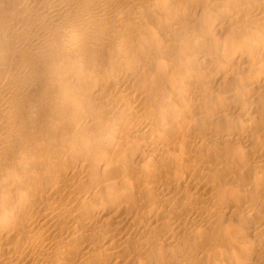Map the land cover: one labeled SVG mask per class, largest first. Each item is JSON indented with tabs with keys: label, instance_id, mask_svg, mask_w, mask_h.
Listing matches in <instances>:
<instances>
[{
	"label": "bare ground",
	"instance_id": "1",
	"mask_svg": "<svg viewBox=\"0 0 264 264\" xmlns=\"http://www.w3.org/2000/svg\"><path fill=\"white\" fill-rule=\"evenodd\" d=\"M0 264H264V0H0Z\"/></svg>",
	"mask_w": 264,
	"mask_h": 264
}]
</instances>
